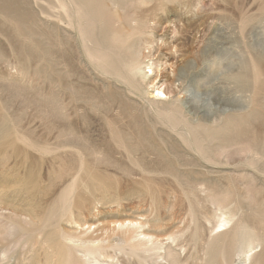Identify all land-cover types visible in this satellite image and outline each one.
I'll return each instance as SVG.
<instances>
[{
  "label": "rangeland",
  "instance_id": "374dc122",
  "mask_svg": "<svg viewBox=\"0 0 264 264\" xmlns=\"http://www.w3.org/2000/svg\"><path fill=\"white\" fill-rule=\"evenodd\" d=\"M15 4L25 23L0 12V264H264V0Z\"/></svg>",
  "mask_w": 264,
  "mask_h": 264
},
{
  "label": "bare ground",
  "instance_id": "6f19581e",
  "mask_svg": "<svg viewBox=\"0 0 264 264\" xmlns=\"http://www.w3.org/2000/svg\"><path fill=\"white\" fill-rule=\"evenodd\" d=\"M73 1L75 3L79 2V0H73ZM63 6H65V5H63ZM0 12H5L8 16L12 17L14 21H17L19 23H25V22H21V21H24L25 18H22V17H24V15L21 14L20 10L18 9L17 5L15 4V0H0ZM27 15L30 16L29 14H27ZM58 19H60V18H58ZM60 21H61V24H60L61 26H63L62 23L67 25L66 28H68V26H71V16L68 14V12H67V21L64 22L62 19H60ZM29 32L31 35H33V32H31V31H29ZM60 32L64 36V39H61V38L59 39L60 43L58 44V48L56 51L57 55H58V64H61L65 57L69 58V56H70V58H71V54H69V52H71V50H69V52L67 51L68 54L66 55V52L62 49L63 46H65V45L70 46L71 37L66 32H63L62 29H60ZM106 32H103L104 34L102 36L101 42H103L104 44L109 46L108 48L111 49L112 46H114V44H115V38L112 34V38L110 39V36H109L110 31H108L107 33ZM129 55H130L129 57L131 59V63L129 65V67H130L131 72H134L137 74V76H136V77H138V78H136L137 83H139V85L143 84V85H145V87H148L150 84H153V80H155V79L150 78L149 73L146 70H150V71H154V70H153V67L150 66L149 63H146L143 61L142 49L139 48L136 52H135V50L130 49ZM144 57L146 59V56H144ZM132 80H133V84H134L135 78H132ZM167 82L168 81L164 80V77H163L159 83H161V87H163L165 85V83H167ZM155 92L159 93L158 96L167 95L166 91H164L161 88H159L158 90L155 89L154 92H152L151 94L154 96ZM153 96H152V99L153 100L156 99V97L155 96L153 97ZM263 152H264V150H263ZM257 154H258V152L256 153L255 156H258ZM261 160H262V158H260L259 161H261Z\"/></svg>",
  "mask_w": 264,
  "mask_h": 264
}]
</instances>
